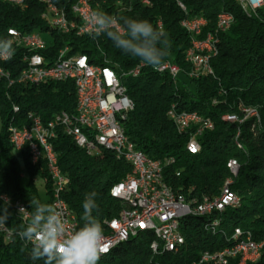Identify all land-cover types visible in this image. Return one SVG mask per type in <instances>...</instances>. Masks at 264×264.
Here are the masks:
<instances>
[{
	"label": "trees",
	"instance_id": "16d2710c",
	"mask_svg": "<svg viewBox=\"0 0 264 264\" xmlns=\"http://www.w3.org/2000/svg\"><path fill=\"white\" fill-rule=\"evenodd\" d=\"M94 7L96 11L117 17L148 20L156 30L163 32L168 55L162 64L170 61L178 65L181 69L179 77L174 80L168 74L155 73L153 67L140 58L116 48L105 34L95 38L94 35L54 34L53 53L69 46L72 54L85 55L89 64L108 67L117 73L135 105L134 112L123 122L125 133L137 150L150 159L175 160L164 171V180L172 190L188 201L201 202L204 198L218 196L231 177L228 163L236 160L240 165L231 187L240 198V207L226 209L221 214L216 234L205 229L208 219L189 217L181 221L186 243L177 254H154L150 248L153 234L142 233L100 259L98 264L198 263L202 253L231 246L235 229L250 233L256 242L264 241V9L248 14L237 0H95ZM43 13L44 8L33 1L28 8L0 1V34L6 38L10 27L22 32L51 31L42 19ZM221 14L232 15L234 23L220 36L219 54L211 62L214 77L191 78V66L185 61L191 39L181 23L188 18H204L207 21L204 35L215 33ZM158 22L162 23L161 30L157 27ZM120 24L124 26L122 20ZM141 64L146 68L139 77L124 76ZM23 85L27 83L14 87L0 83V197L21 201L34 211L31 204L42 202L33 181L45 179L47 170L43 163L32 167L28 156L21 153L31 176L30 187H21L8 127L14 120L18 127L27 124L29 112L39 115L44 123L51 122L61 112L73 114L76 90L72 82L47 83L38 87ZM13 105L20 106L18 115L13 114ZM173 105L179 111L197 112L213 122L214 130L200 139L199 154L187 152L189 136L179 134L169 120L167 113ZM246 109L257 112L260 121L245 119ZM227 115L245 120L242 124L228 123L223 121ZM53 146L60 168L70 181L63 198L74 211L79 226L83 224L85 195L95 192L99 208L94 215L98 216L104 231L105 222L119 217L122 209L121 203L111 196V190L131 174V166L108 152L103 156H88L61 127L57 128ZM45 188L50 204L51 187L47 184ZM4 206L0 200V208ZM8 211L7 227L14 229L15 235L11 243H6L0 236V264H44L42 259L31 258L32 245L17 235L23 222L14 217L9 206ZM212 222L209 230H213ZM238 262L236 259L229 264ZM255 264H264V252Z\"/></svg>",
	"mask_w": 264,
	"mask_h": 264
},
{
	"label": "built area",
	"instance_id": "2783aa9c",
	"mask_svg": "<svg viewBox=\"0 0 264 264\" xmlns=\"http://www.w3.org/2000/svg\"><path fill=\"white\" fill-rule=\"evenodd\" d=\"M36 2L44 8V11H63L61 21L45 20L47 24L59 26V29L66 32V35H73V32H92L85 21L87 6L84 0H9L11 2H23L24 8H28L30 2ZM241 5L246 6V13L256 14L264 9V0H238ZM146 3V2H144ZM180 7L185 11L183 5ZM204 18H188L182 21L181 26L191 39V48L185 53V61L191 66L190 77L200 79L205 76L214 77L211 61H204V54L210 51L208 41H196V34L199 32L200 23ZM234 23L232 15L223 16V32L227 33ZM161 22L157 27L161 30ZM124 28V26H121ZM13 37L20 40L23 48L21 60H14L12 49L10 56H0V83H8L13 86V79L16 77V70H25L24 61L33 59L35 72H30L27 78V85L38 87L39 78H47V83L72 82L76 90V107L73 114L61 112L49 123H44L42 118L29 112L28 117L34 118V135H27V130L18 129L17 121H12L8 127L9 142L13 149L25 153L32 167H38L42 163L47 170V177L43 179L45 185H50V204L62 210L68 222L70 230H78L79 223L74 212L63 198L69 186V179L63 174L53 141L57 138V128L61 127L65 134L70 137L78 148L85 151L90 157L103 156L107 154V148H122V155H113L118 160L124 161V157H131L135 160V168H131V174L120 183L116 184L117 194L128 199V207H122L124 212L123 220H111L105 222L103 231V243L110 248L114 242L124 238H135L144 233V229H158L160 238H163V245H155L152 241L150 248L154 254L178 253V249L185 246V238L181 232V215L192 214L197 218H206L209 221L205 225L207 231L213 234L217 230H209V223L221 221L220 216L226 209H233L240 202V198L231 189L234 179L238 176L240 165L234 160L235 176L228 179L226 196H215L204 198L201 202L196 200L188 201L184 196L175 193L164 180V171H161L162 163H175L174 159L165 161L152 160L143 152L137 150L134 143L127 137L123 122L134 112L135 105L127 95L126 88L113 86V79H120L117 73L111 68L104 67L99 70H92L85 65L80 54H72L71 47L67 46V54H59V50L53 53L55 41L47 33L39 30L33 32H22L17 28L10 27ZM46 37V38H45ZM0 41H5L4 35L0 34ZM26 46H34V53H26ZM219 53H216V57ZM146 68L135 67L133 78L141 75ZM154 70H163L174 80L181 73V69L173 62H166ZM102 91H110L109 99H102ZM20 106L13 105V114L18 115ZM245 119L255 118V115H246ZM167 116L181 135H188L189 142L187 152L197 155L201 151L200 139L214 127L210 119H202V116H190L185 111H179L173 105ZM245 119H236L228 123L242 124ZM85 133H92L106 142V149H92V144L85 140ZM41 140V150H33V141ZM177 176H180L178 173ZM158 193H167V201H159ZM1 202L12 209L13 215L23 224L26 223L23 214L19 215V209L23 207L29 210L22 203H13L8 196H1ZM134 202H141V211H134ZM30 211V210H29ZM214 217V219H211ZM143 225V226H142ZM14 229L0 228V236L6 243L13 241ZM231 238L240 239V246L226 247L216 252H204L200 256V262L194 264H229L232 260L238 259V264H255V260H261L260 249H264L262 241L253 243L251 234L235 229ZM30 244V243H29ZM31 245V244H30Z\"/></svg>",
	"mask_w": 264,
	"mask_h": 264
},
{
	"label": "clouds",
	"instance_id": "9594fccd",
	"mask_svg": "<svg viewBox=\"0 0 264 264\" xmlns=\"http://www.w3.org/2000/svg\"><path fill=\"white\" fill-rule=\"evenodd\" d=\"M123 21L124 28L120 21ZM95 37L105 34L116 48L140 58L142 62L158 68L168 55L165 34L156 30L148 20L117 17L97 10L85 17ZM11 42L0 41V55L10 56ZM96 193L85 195L83 224L78 230H70L62 210L52 204H31L34 211L21 207L26 221L17 232L20 240L31 244V258L44 260V264H98L107 251L103 243V227L94 212H98ZM10 213L8 202L0 208V228L6 227Z\"/></svg>",
	"mask_w": 264,
	"mask_h": 264
},
{
	"label": "bare ground",
	"instance_id": "6f19581e",
	"mask_svg": "<svg viewBox=\"0 0 264 264\" xmlns=\"http://www.w3.org/2000/svg\"><path fill=\"white\" fill-rule=\"evenodd\" d=\"M3 3L9 4V0H0ZM45 2H53V0H45ZM237 2L240 4L241 8L246 12V6L241 5V2L237 0ZM95 0H84V6H87V13L86 16H89L93 11H96L94 7ZM11 5L13 6H19V7H24L23 2H11ZM230 14H221L218 18V23H217V30L215 33H209L204 35V30L207 26V21L205 20L204 22L200 23L199 27V32L196 34V41H208L209 42V49L210 51H206V54H204V61H211L213 58L216 57V53H219V44H220V36L223 32V16H228ZM43 18H46V20H53V21H61V18H63V11H56L55 12H50V11H44L43 13ZM44 20V19H43ZM45 21V20H44ZM162 24V23H161ZM49 27L51 28V31H47L44 33H47L49 37H51L55 41V36L56 35H66L65 31H62L59 29V26H53L51 24H48ZM121 25V24H120ZM90 27V25H88ZM122 26V25H121ZM91 28V27H90ZM162 28V25H161ZM56 34V35H54ZM73 35L77 37H83L86 35H94L92 32H73ZM5 41H10L11 42V49H12V57L14 60H21L23 57V48H21L20 40L17 39V37H13V31L11 29L7 30V35L5 38ZM191 43V42H190ZM191 48V45H190ZM26 53H34V46H26ZM59 54H67V46L59 49ZM3 56V55H0ZM85 61V65H88V68H91L92 70H99L101 67L91 65L88 62V59L85 55H81ZM164 65V64H162ZM139 67H143V64H141ZM24 68L25 70H17L16 72V77L13 79V86L16 84H21V83H27V78H30V72H35V63L33 59H26L24 61ZM155 73H158L160 75L166 74L163 72V70H154ZM134 74V69L129 72V75ZM43 84H47V78H39L38 79V86H41ZM113 86H121V80L120 79H113ZM110 98V91H102V99H109ZM246 115H255L257 117V112L251 109H246L244 110ZM18 113H20V110H18ZM190 116H201L197 112H186ZM225 120L229 121H236V119H239L236 115H227L224 117ZM202 119H206L202 116ZM257 119V118H255ZM28 123L25 125H21L18 127V129H25L27 130V135H34V118L33 117H28L27 118ZM210 124L214 127L213 122L210 120ZM85 140H87L90 144H92V149L96 150H104L106 149V142L103 141L101 138H97L95 134L92 133H85ZM33 150H41V140H34L33 141ZM107 152L112 154V155H122V148H107ZM124 161L131 166V168H135V160L131 157H124ZM172 165V163H162L161 164V171H165L166 168H169ZM228 170L231 173V176H235V166H234V160H231L228 165ZM227 189H228V179L226 180L221 193L219 196H226L227 194ZM111 196L118 200L122 207H128V199L123 198L121 194H117L116 192V185L112 188L111 190ZM13 200V199H12ZM158 200L159 201H167V193H158ZM13 203H22L21 201H14ZM240 207V202L235 206L233 209H237ZM134 211H141V202H134ZM71 212H74L71 210ZM189 217H195V215L192 214H182L181 215V221L189 218ZM124 219V212H121L119 217L113 219V220H123ZM23 222V221H22ZM220 227V221H213L212 222V228L213 230H216ZM4 228H9V227H4ZM144 233H152L154 236L155 240V245H163V238H160V232L158 229H144ZM251 238L252 235H251ZM131 238H124L123 240L119 242H114L110 246L109 249L105 253L101 255L100 259H103L107 256H109L115 249L119 248L121 245L125 244L128 242ZM232 245L229 247H236L240 246V239L238 238H232L231 241ZM253 243H260L256 242L253 239ZM262 244H264V241H262ZM181 249H178V252H180ZM264 252V249H260V257H262ZM260 260H255V263L259 262ZM200 262V259L198 263ZM197 263V262H195ZM194 264V263H193Z\"/></svg>",
	"mask_w": 264,
	"mask_h": 264
},
{
	"label": "rangeland",
	"instance_id": "374dc122",
	"mask_svg": "<svg viewBox=\"0 0 264 264\" xmlns=\"http://www.w3.org/2000/svg\"><path fill=\"white\" fill-rule=\"evenodd\" d=\"M255 118H257V120L260 121L259 114ZM14 155L16 157L17 167H18V171L20 173V184H21V187L22 188H28V187H30L31 176H30V174H29V172L27 170L26 162H25V160L23 158V155L20 152L15 151ZM33 182H34L35 187H36V189L38 191V194H39V197H40V201L42 203H49V198H48V195H47V192H46L44 181L42 179H40V178H35Z\"/></svg>",
	"mask_w": 264,
	"mask_h": 264
},
{
	"label": "snow or ice",
	"instance_id": "6c2138e0",
	"mask_svg": "<svg viewBox=\"0 0 264 264\" xmlns=\"http://www.w3.org/2000/svg\"><path fill=\"white\" fill-rule=\"evenodd\" d=\"M143 226V225H142Z\"/></svg>",
	"mask_w": 264,
	"mask_h": 264
}]
</instances>
